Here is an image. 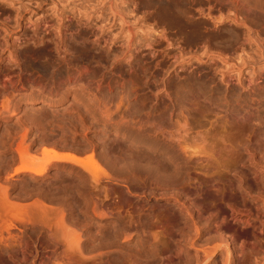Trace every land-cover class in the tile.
Listing matches in <instances>:
<instances>
[{
  "label": "rangeland",
  "instance_id": "obj_1",
  "mask_svg": "<svg viewBox=\"0 0 264 264\" xmlns=\"http://www.w3.org/2000/svg\"><path fill=\"white\" fill-rule=\"evenodd\" d=\"M182 12L185 14H179ZM59 17L64 18L61 25L66 27L65 64L56 57L54 45L46 42L34 40L22 48L24 40L43 23L52 26L51 38L55 41ZM92 34L108 35L110 48L116 54L115 62L113 58L101 60L99 54L104 47L95 48ZM255 34L260 40L264 38V0H0V39L9 47L13 45L12 40L20 39L21 53L33 56L37 62L27 74L39 76L38 81L46 88L60 80V88L66 89H60L66 94L63 101L45 102V94L36 85H27L16 100L0 101V191L4 193L0 194H7L5 203L9 204L5 205L2 197L3 206H10L12 215L17 212L21 216L43 205L64 209L67 204H73L77 210L84 209L81 222L87 220L91 226L98 223L106 226L112 222L100 221V215L93 216L90 211L101 214L100 210L111 208L122 212L126 209L136 217V210L144 207L158 210L173 205L171 195L176 190L180 192L183 188L188 192L193 186L185 178L186 174L182 180L167 161L172 150L170 144L176 141L170 135L178 124H183L181 117L178 118L180 99L183 96V114H188V127L195 134L202 132L199 135L208 138L212 135V140L218 133L231 139L241 137L245 130L242 125L222 124L217 113L222 106L223 92L234 87L241 90L237 81L246 84L253 69L260 68L261 62L256 59L245 60L249 49L245 48V53L238 49L244 38L249 40L246 44L256 41ZM228 35V39L237 35L243 40L228 45ZM129 36L134 38L131 54L127 53ZM124 54L130 58L126 59ZM45 64L49 66L47 71L42 67ZM11 65L6 59L1 63L2 68ZM81 65L91 75L94 72L97 79L102 77L92 88L83 82L79 84L86 91L91 89L88 95L78 84L63 83L64 71L74 72ZM83 104L89 108L94 105L91 108L95 111L94 117L86 120L84 129L75 131L68 120L77 116L76 108ZM254 115L264 135V111ZM122 117L124 124L133 126L128 131L121 126ZM61 129L64 144L53 136L56 131L62 132ZM119 132H125L129 138L124 139ZM214 140L212 144L216 143ZM59 155H72L88 169L57 160ZM22 166L35 170L45 168V172L40 177L30 172L15 175ZM208 202L207 206L213 205ZM122 221H126L125 217ZM227 221L234 224L231 218Z\"/></svg>",
  "mask_w": 264,
  "mask_h": 264
},
{
  "label": "bare ground",
  "instance_id": "obj_2",
  "mask_svg": "<svg viewBox=\"0 0 264 264\" xmlns=\"http://www.w3.org/2000/svg\"><path fill=\"white\" fill-rule=\"evenodd\" d=\"M183 13L179 14L184 15L185 13ZM59 18L60 25L58 31L54 34L55 41L51 38V34L54 32L52 26L43 23L40 29H35L31 37L24 40L22 48L27 47L34 40L46 42L49 45H54L56 57L59 58L60 63L65 64L67 51H65L66 27L63 23L61 25L64 18ZM6 19L8 20V17ZM250 34H246V36ZM257 35L253 36L255 37L253 40L256 41L247 44L245 42L249 40H246V38L244 40L242 38L243 42L240 43L242 40L237 35L229 39V35L227 36L228 45L240 43L238 49L241 50V53H245V48L249 49L250 54L246 50V58L243 56L244 54L242 55L245 60L253 61V59H256L261 62L257 71L253 69L246 84L241 80L237 81L241 90L236 89V87H234L235 89L227 88L222 94V106L219 107V113H217L220 115L219 119L224 124L242 125L245 130L241 137L231 139L220 137L218 133L217 135L220 138L213 135L215 138L213 140L216 141V138H218V141L212 144V133H209L211 135V137L209 136L210 139L200 136L202 132L195 134L192 127L190 126L192 130L188 127V116H186L188 114H183V108H185V103L182 105V102H184L182 101L183 96L180 99L178 105L181 114L178 118L181 117L183 124L177 125V129L175 132L173 131L174 134L171 131V140L173 137L176 141L170 144V147L168 146L172 149L171 153H168V159L166 153L164 155L167 161L169 160L172 163L182 180L183 174L187 175L185 178L193 185L190 186L188 192H185L186 190L184 191L183 188H180V192L174 190L175 194L171 195L173 205H166L158 210H153V207L151 210L139 207L141 209L139 211L137 208L136 217L132 216L131 210L129 213V210L127 212L126 209L125 211L122 210V212H126L124 214L126 221L124 222L122 221L124 217H121L122 212H117L119 210L112 211L111 208L105 211L100 210V213L103 211L101 216V214H98L99 212L95 213L94 211L92 213L93 210L90 209L91 215L96 214L97 217L100 215L98 217L99 220L101 219L100 221L103 219V222H112L107 223L106 226H104V223V225L98 223L99 225L91 226L86 219V222L83 221L86 224H82L81 218L84 220L83 216H85L82 215L85 214L84 209L78 208L77 210V206L68 205L67 203L68 207H71L66 208L67 205H63L65 206L64 209L58 207L46 208L43 205L45 208H35L29 214L24 213V215L19 216L16 212L17 214L12 215L14 211L10 212L9 208L11 207L8 206V202L5 203V201H8L5 198L7 194L5 196L0 194V200L3 197L1 201L5 205L8 204L7 208L0 201V264H264V135L261 134L256 124L258 118L254 115L261 114L264 111V38L261 37L260 40ZM92 36L94 37L93 44L95 48L100 45L104 47L99 54L102 61L110 58H113V61L117 59L113 48H110L108 35L92 34ZM251 37L249 38L251 39ZM133 39L129 36L127 53L132 50ZM2 40L0 39V101L9 98L16 100L25 91L27 85L38 86V90L40 89L43 95L45 94L43 99L47 103L54 102L55 99L57 101L66 99L65 92V95L60 92L62 88H60L61 84L59 83L62 81L59 80L58 83L55 79L56 84L46 88L44 83L42 85L38 81L39 76L33 75V72L32 75L27 74L28 69L33 70L37 62L33 56L21 53L20 39L12 40L13 45L10 47ZM2 42L3 45H6L5 49L1 44ZM113 46L115 47V44ZM6 52L8 55L5 57ZM127 55L124 56L126 59L130 56ZM5 59L12 65L2 68L1 63ZM69 66L67 67L69 68ZM42 67L47 71L49 66L45 64ZM75 68L71 69L75 70ZM60 74L62 75V73ZM64 74V85L68 83L79 85L83 82L85 86L87 85L86 87H91L97 85V82H100L102 78L97 79L94 72L91 75L88 68L82 67V65L78 69L76 68L74 72L64 71ZM78 85L76 86L78 87ZM80 87L86 95L91 90L88 88L87 92L84 85ZM88 106L83 104L81 107H77V116L68 120L75 131L85 127L87 119H93L94 115L92 113L95 111L91 108L95 107L94 105L91 108ZM96 109L98 110V108ZM145 119L148 118L145 117ZM119 120L121 126L126 128L124 130L128 131L127 129L133 127H130L131 124L128 123L124 124L123 117ZM142 120H144V117H142ZM135 121L133 120V122ZM139 121H141V118ZM128 122L130 123V121ZM63 132L64 130L62 132L56 131V134H53V136L56 135L55 138H60L58 142L63 143L65 137ZM65 132L66 135L69 134H67V131ZM119 133L124 139L129 138L125 132ZM205 134L207 135V133H204V136H206ZM44 138L46 137L44 136ZM209 140L211 142H207ZM81 144L83 143L81 142ZM107 148L109 150V147ZM167 150L169 149L167 148ZM18 153L21 154L20 151ZM56 158L57 160L68 161L73 165L84 166L72 155H59ZM163 162L166 163L164 160ZM84 167L88 169L86 165ZM165 169L167 168L165 167ZM26 172L40 177L43 176L45 168L35 170L30 166H22L15 171V175ZM110 180L112 179L110 178ZM119 199L122 200L121 197ZM207 200H210L208 203L213 205L207 206ZM259 200L261 202L257 203ZM37 205L36 207H38ZM222 206L225 207L221 209ZM118 209H122V207H118ZM16 215L19 216L17 218L21 222L15 218ZM87 218H90V216H87ZM228 218H231L234 224L228 223ZM13 219L19 224L15 223Z\"/></svg>",
  "mask_w": 264,
  "mask_h": 264
}]
</instances>
